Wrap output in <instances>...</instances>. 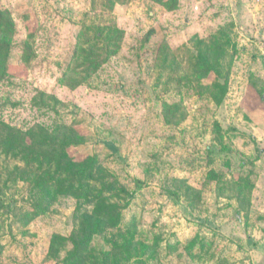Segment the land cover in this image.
Instances as JSON below:
<instances>
[{
    "label": "rangeland",
    "instance_id": "obj_1",
    "mask_svg": "<svg viewBox=\"0 0 264 264\" xmlns=\"http://www.w3.org/2000/svg\"><path fill=\"white\" fill-rule=\"evenodd\" d=\"M0 9L17 27L0 104L18 103L1 117L50 127L56 115L32 101L40 92L55 96L61 122L77 133L70 156H96L128 191L112 199L122 226L94 238L93 263L134 235L150 249L134 248L121 264H264V0H179L175 11L155 0L114 8L106 0H0ZM114 25L124 31L119 53L78 88L62 85L79 49ZM215 38L231 70L221 106L201 92L203 83L185 78L198 42ZM19 164L1 158L0 189L23 214L32 210L29 185L10 177ZM77 205L60 199L28 225L12 211L0 216V264H58L51 241L73 233Z\"/></svg>",
    "mask_w": 264,
    "mask_h": 264
},
{
    "label": "trees",
    "instance_id": "obj_2",
    "mask_svg": "<svg viewBox=\"0 0 264 264\" xmlns=\"http://www.w3.org/2000/svg\"><path fill=\"white\" fill-rule=\"evenodd\" d=\"M106 1L110 8H114L116 4H127L130 0ZM155 1L169 11H175L179 7V0ZM16 33L17 27L11 12L0 9V85L11 78L9 58ZM147 36H150V33ZM91 38L88 41H91ZM123 38L124 31L115 25L111 26L108 32H98L93 44L79 49L77 61H81H78L77 67L71 73L63 75L60 79L62 85L71 89L83 85L103 64L119 53ZM198 44L196 53L191 58L190 72L185 78L191 82L196 81L199 85L203 83L200 85L201 92H208L215 103L221 106L229 94L231 70L224 68L222 62L227 55V48L216 38L211 43L200 40ZM29 61L30 54L25 58V62ZM78 67L82 69L78 70ZM211 74L215 75L214 81L208 82ZM205 81L207 83H204ZM261 95L263 98V90ZM32 103L40 111H52L56 115L54 125L47 127L37 123L28 127L14 126L0 115V160L4 157L20 163L16 165L10 177L29 185L26 201L32 210L21 214L22 209L21 213H18L16 208L8 207V200L0 189V210L3 211L0 216L12 211L15 217L20 216L23 224L28 225L36 218L48 214L60 199H75L78 203L74 213L76 228L70 236L56 234L51 241L50 256L58 258V264H121L130 260L128 258L132 256L134 248L138 251L150 249L144 243L135 245L134 235L131 239L123 237L122 245L113 241L115 250L104 253L100 263L99 259L93 263L90 246L94 238L108 230L121 229L122 226L121 208L119 203L112 199L121 198L128 194V191L116 188V181L114 182L110 172L98 163L96 156H88L82 161H76L70 156L69 148L79 144L76 141L77 133L61 122L60 102L55 96L40 92ZM6 106L14 108L18 103L7 98L4 104H0V109ZM164 106L166 109L170 107L166 103ZM207 149L210 154L211 148ZM261 154L262 151L258 149L253 163L260 159ZM211 175L218 178L214 172ZM174 193L180 195L179 192L173 191L172 194ZM69 245L72 246L71 250L65 258L59 259L61 251Z\"/></svg>",
    "mask_w": 264,
    "mask_h": 264
}]
</instances>
